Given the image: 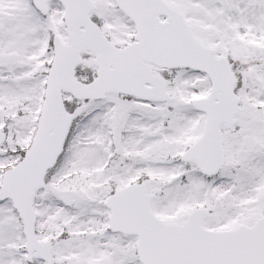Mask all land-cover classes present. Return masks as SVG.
<instances>
[{"label": "snow or ice", "instance_id": "6c2138e0", "mask_svg": "<svg viewBox=\"0 0 264 264\" xmlns=\"http://www.w3.org/2000/svg\"><path fill=\"white\" fill-rule=\"evenodd\" d=\"M0 264H264V0H0Z\"/></svg>", "mask_w": 264, "mask_h": 264}]
</instances>
